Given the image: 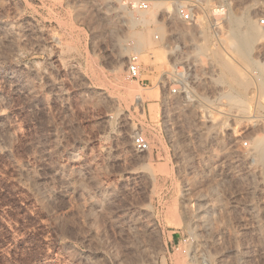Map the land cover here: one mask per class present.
<instances>
[{
    "label": "rangeland",
    "instance_id": "obj_1",
    "mask_svg": "<svg viewBox=\"0 0 264 264\" xmlns=\"http://www.w3.org/2000/svg\"><path fill=\"white\" fill-rule=\"evenodd\" d=\"M150 1L0 0V264H264V0Z\"/></svg>",
    "mask_w": 264,
    "mask_h": 264
},
{
    "label": "built area",
    "instance_id": "obj_2",
    "mask_svg": "<svg viewBox=\"0 0 264 264\" xmlns=\"http://www.w3.org/2000/svg\"><path fill=\"white\" fill-rule=\"evenodd\" d=\"M175 1L177 16H179V18L186 23L194 22L195 14L193 8L185 4L182 0ZM150 3V0H130L129 5L132 8L147 12L150 9ZM261 23L264 24V20H262ZM128 73L132 79H138L140 77L141 69L138 65L137 58H133L131 60V63L128 67ZM172 92L176 94L178 93V89L174 88ZM133 145L135 149L139 152H147L150 150V144L143 136H136L133 139ZM245 145L247 146L248 143H245ZM188 254L190 257L189 264H224L223 260L219 258L196 256L192 255L191 252H188Z\"/></svg>",
    "mask_w": 264,
    "mask_h": 264
},
{
    "label": "bare ground",
    "instance_id": "obj_3",
    "mask_svg": "<svg viewBox=\"0 0 264 264\" xmlns=\"http://www.w3.org/2000/svg\"><path fill=\"white\" fill-rule=\"evenodd\" d=\"M162 4H163L162 2H157V1L154 3L155 6H160ZM243 17H245V16H243ZM150 18H151V21H153L156 18V15L154 14ZM143 21H148V20L146 18H143ZM240 21H241V19L240 20H238V19L231 20V25H230L231 26V28H230L231 36L230 37H231L232 41H234L233 43L235 44V47H237V48H239L241 50L244 49L245 52H246L247 48H248V50H250L249 47L252 46L253 43H255V41H254L255 37L257 39V36H258L260 40L262 38H264V30H261L259 26H254L253 23L252 24L250 23V21H249V23H247V22L243 23L242 21L240 23ZM242 23H243V28L244 29L242 28V25H241ZM229 24H230V21H229ZM260 40H258V41H260ZM255 44H257V43H255ZM258 44H257L258 47L261 46V44L259 42H258ZM245 54L249 55L247 53H245ZM246 55H245V59L249 58L251 54L249 55V57H247ZM141 97L139 96L138 99L141 98ZM260 138H259V141H257L254 144V148L253 149L255 150L254 151L255 154H257L258 157L260 158V160L263 161L264 160V136L261 139ZM251 150H252V148H251ZM252 155H253V153H252ZM254 157H255V155H254Z\"/></svg>",
    "mask_w": 264,
    "mask_h": 264
}]
</instances>
